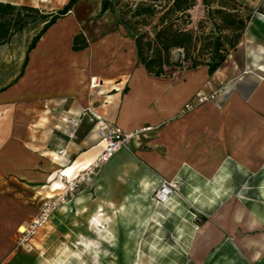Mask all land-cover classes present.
Wrapping results in <instances>:
<instances>
[{
	"label": "crops",
	"instance_id": "1",
	"mask_svg": "<svg viewBox=\"0 0 264 264\" xmlns=\"http://www.w3.org/2000/svg\"><path fill=\"white\" fill-rule=\"evenodd\" d=\"M238 1L251 15L264 17V0ZM196 6H201L200 1ZM66 17L43 33L28 52L22 75L0 91V264L19 263L22 257L39 261L41 256L34 249L37 245L41 251L50 249L49 241L65 234L61 223L68 216L74 223L70 242L86 264H96L99 253L115 251L116 229L124 232L123 251L139 253L145 223L157 206L152 195L162 179L183 182L177 192L180 196L175 193L169 204L184 208L180 201H194L192 181L215 182L228 167L243 177L255 176L264 168V83L248 91L237 84L218 110L211 107L208 112L205 103L184 113V104L203 90L206 78L215 86L217 74L226 76L227 58L212 75L206 66H199L174 67L179 70L170 75L152 76L137 61L134 42L123 26L103 34L99 42L84 36L88 46L73 51L72 39L82 32L55 30ZM262 24L258 17H251L243 37L250 36L249 26L254 30ZM246 40L241 38L237 49ZM93 78L97 86H91ZM88 104L124 131L144 125L154 129L148 138L120 149L91 184L56 210L39 232L40 239L39 234L34 238L31 251H16L18 229L50 194L49 184L58 171L84 165L102 150L94 125L87 119L73 137L58 129L63 113L76 114ZM249 212L246 228L257 222L256 213ZM130 213H137L139 224L135 231L125 232V215ZM221 213L232 231L246 215L241 202L233 207L226 204ZM115 222L124 224L115 228ZM56 247L59 253L61 246Z\"/></svg>",
	"mask_w": 264,
	"mask_h": 264
},
{
	"label": "rangeland",
	"instance_id": "2",
	"mask_svg": "<svg viewBox=\"0 0 264 264\" xmlns=\"http://www.w3.org/2000/svg\"><path fill=\"white\" fill-rule=\"evenodd\" d=\"M5 1L31 5L41 12L49 13L60 10L68 0ZM99 7L100 0H79L66 14L67 17L56 24L55 30L64 29L66 33L71 28L69 32H82L87 39L99 42L103 34L116 32L120 26L115 15L109 12L99 14ZM190 13L191 27L196 28L197 22L203 18L201 6L194 7ZM253 16L264 21V17L251 15ZM40 27L38 24L32 25L0 46V88L10 84L22 70L27 45ZM250 27L247 29L250 36H242L247 42H243L240 48L231 52L223 65L229 71L224 72L226 76L217 74L219 80L215 86L206 78L203 90L200 89L206 92V87H210V90L216 93L214 98L194 109L206 103L208 112L212 109L218 110L236 89L237 84L240 83L243 90L248 91L254 84L264 83V26L254 30H250ZM173 58L178 60L176 53ZM185 69H188L187 64L181 67V70ZM177 70L179 69L173 66L166 68L167 73ZM217 176L218 181L216 179L215 182L192 181L195 186L191 189L194 201H180L184 208L173 207L169 202L153 206L151 218L146 216L150 220L145 223V236L142 238L139 253L123 251L124 232L116 229L113 235L115 251L96 255V264H264V168L255 176L243 177L242 173H235L228 167ZM179 183L181 191L183 182L180 180ZM176 195L180 196V192ZM238 201L241 202L246 215L242 216L243 222L236 225L233 231L228 230V223L224 221L227 216L218 212L224 210L226 204L233 207ZM249 210L257 215V222L252 228H246L250 217ZM121 216L122 214H119L118 217ZM136 218L137 213L125 215V228H128L125 232L137 229L139 222ZM185 223H188L186 230ZM123 224L115 222V228ZM61 225L66 228V232L59 239L55 236L49 241L50 249L41 251L37 248L38 245L34 249L33 253L41 256L39 261H33L32 257H22L18 260L19 263L14 264H86L83 254L74 252L70 242L73 238V220L68 216ZM69 228L71 230H68ZM183 234L186 236L182 237ZM56 246H61L59 253Z\"/></svg>",
	"mask_w": 264,
	"mask_h": 264
},
{
	"label": "trees",
	"instance_id": "3",
	"mask_svg": "<svg viewBox=\"0 0 264 264\" xmlns=\"http://www.w3.org/2000/svg\"><path fill=\"white\" fill-rule=\"evenodd\" d=\"M79 0H68L56 12H41L26 4L0 2V46L32 25L41 27L30 39L27 54L43 33L64 17ZM201 4L203 18L192 28L191 11ZM109 12L127 31L135 46L137 61L146 72L160 77L170 75L166 68L206 66L212 75L235 51L251 14L238 0H100L99 14ZM88 42L82 33L72 39L73 51L83 50ZM181 54L179 60L173 54ZM23 68L13 81L22 75Z\"/></svg>",
	"mask_w": 264,
	"mask_h": 264
},
{
	"label": "built area",
	"instance_id": "4",
	"mask_svg": "<svg viewBox=\"0 0 264 264\" xmlns=\"http://www.w3.org/2000/svg\"><path fill=\"white\" fill-rule=\"evenodd\" d=\"M96 78L91 79V86H97ZM206 92H197L183 106V111L193 110L198 105L213 99L215 91L206 87ZM47 108V105H44ZM87 119L94 125V131L102 142V150L96 158L84 165L74 168L60 169L50 182V194L40 201L36 214L30 221L18 229L15 238L14 250L31 251L33 241L38 232L48 223L53 213L65 205L80 189L93 182L102 166L107 163L123 147L132 141H142L149 137L153 131L151 125H144L124 131L115 124L108 122L98 115L90 104L82 107L76 114L63 113L58 123V129L69 137H73L81 122ZM63 154V150H59ZM180 190V183L174 180L162 179L155 189L152 199L156 205H165L171 197Z\"/></svg>",
	"mask_w": 264,
	"mask_h": 264
},
{
	"label": "water",
	"instance_id": "5",
	"mask_svg": "<svg viewBox=\"0 0 264 264\" xmlns=\"http://www.w3.org/2000/svg\"><path fill=\"white\" fill-rule=\"evenodd\" d=\"M177 57H178V60L180 59V57H181V54L180 53H178L177 54Z\"/></svg>",
	"mask_w": 264,
	"mask_h": 264
}]
</instances>
